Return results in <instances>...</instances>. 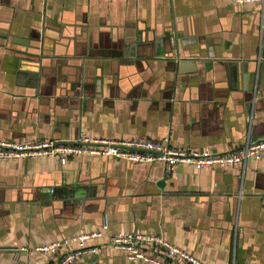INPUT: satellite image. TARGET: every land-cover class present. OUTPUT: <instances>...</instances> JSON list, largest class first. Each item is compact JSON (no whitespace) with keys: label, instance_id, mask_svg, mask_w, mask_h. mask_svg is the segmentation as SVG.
<instances>
[{"label":"crops","instance_id":"1","mask_svg":"<svg viewBox=\"0 0 264 264\" xmlns=\"http://www.w3.org/2000/svg\"><path fill=\"white\" fill-rule=\"evenodd\" d=\"M262 6L0 0V139L169 138L213 153L264 139ZM133 45L142 59L121 63ZM178 52L195 62L180 70ZM105 221L108 238L91 242L102 253L81 263L133 264L108 240L140 232L205 264H264V155L243 168L182 165L172 176L161 163L90 155L0 162V264H53L76 246L19 250Z\"/></svg>","mask_w":264,"mask_h":264},{"label":"built area","instance_id":"2","mask_svg":"<svg viewBox=\"0 0 264 264\" xmlns=\"http://www.w3.org/2000/svg\"><path fill=\"white\" fill-rule=\"evenodd\" d=\"M171 1V0H170ZM239 6L261 2V26L264 28V0H229ZM90 155L112 158L130 164L161 163L165 174L172 176L177 167L192 166L196 170L243 168L250 158L260 159L264 155V139L251 141L235 150L213 153L207 150L184 149L171 145L169 138L155 140H109L104 138L80 137L76 141L63 142L55 139L22 142L0 139V162H19L46 157H55L61 164L71 158ZM55 190H51L54 193ZM109 225L91 233H81L61 242H51L33 248H21L19 252L28 255H53L61 248L76 246L53 264H85L83 258L99 256L102 246L92 245L93 240L108 238ZM108 243L115 250L122 251L133 264H205L184 249L153 233H126L109 237ZM90 264H99L93 262Z\"/></svg>","mask_w":264,"mask_h":264},{"label":"water","instance_id":"3","mask_svg":"<svg viewBox=\"0 0 264 264\" xmlns=\"http://www.w3.org/2000/svg\"><path fill=\"white\" fill-rule=\"evenodd\" d=\"M174 45L177 47V50H178V39H176V37L174 38ZM138 44H141V38L138 39ZM138 56V47L137 45H133L131 46V48H126L124 51H123V57L121 58L122 62L121 63H125V64H132L133 62L139 60V59H142L140 57H137ZM177 57L179 58L178 61H179V67H180V70H182V68H184L186 66L187 63H194L196 59H193L194 61L193 62H190L188 59H184V58H181L180 56V53L178 52L177 53ZM27 76H29V79L34 80L35 81V84L37 83V78L35 75L33 74H27Z\"/></svg>","mask_w":264,"mask_h":264}]
</instances>
